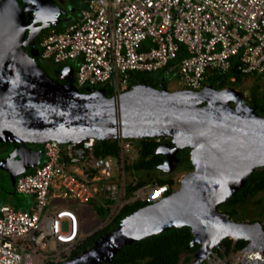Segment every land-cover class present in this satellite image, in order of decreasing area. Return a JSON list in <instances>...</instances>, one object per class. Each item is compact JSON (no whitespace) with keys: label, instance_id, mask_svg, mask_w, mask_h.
<instances>
[{"label":"built area","instance_id":"2783aa9c","mask_svg":"<svg viewBox=\"0 0 264 264\" xmlns=\"http://www.w3.org/2000/svg\"><path fill=\"white\" fill-rule=\"evenodd\" d=\"M82 2L71 23L50 27L39 40L40 59L78 61L79 89L109 83L107 95L118 96L130 88L132 72L164 68L193 91L232 66L242 75H264V0ZM144 139L173 145L170 136ZM96 141L43 143V161L15 181L17 193L32 197L29 209L0 203V264H60L125 205L152 204L178 189L173 183L137 186V172L129 168L140 150L133 139H115V153L106 155L95 152Z\"/></svg>","mask_w":264,"mask_h":264},{"label":"water","instance_id":"95a60500","mask_svg":"<svg viewBox=\"0 0 264 264\" xmlns=\"http://www.w3.org/2000/svg\"><path fill=\"white\" fill-rule=\"evenodd\" d=\"M32 27L18 0H0V143L42 148L47 140L64 143L85 137L102 141L170 136L173 145L157 147L164 156L159 168L172 170L178 162L176 152L186 148L192 165L178 189L127 214L92 246L60 264L110 262L122 247L182 226L198 233L191 243L202 241L197 255L203 258L216 239L233 235L254 242L248 261L264 264L261 225L231 221L216 210L245 185L257 167L264 166V115L233 87L216 89L211 84L198 91L169 92L139 83L118 96H108L102 87L83 92L53 79L37 63L39 51ZM38 153L30 150L27 160H20L24 162L22 173L26 165L39 164ZM257 240L262 246L256 245Z\"/></svg>","mask_w":264,"mask_h":264},{"label":"rangeland","instance_id":"374dc122","mask_svg":"<svg viewBox=\"0 0 264 264\" xmlns=\"http://www.w3.org/2000/svg\"><path fill=\"white\" fill-rule=\"evenodd\" d=\"M57 0H32L31 3H25L22 1V7L26 10L28 19L30 20V24L33 26L32 28L35 31L36 41L41 39V36L44 32L50 27H56L57 29H62L66 25L72 22V16H76L79 12V9L84 7V3L82 0H64V6H60L56 2ZM47 3L50 6H47ZM50 15H54V17H50ZM150 44L149 40H145L143 42V46H148ZM37 51L39 48L35 47ZM25 51L29 52V47H25ZM40 60V66L42 69L53 79L66 82L70 85H75L74 82V74L78 68L77 60H68L63 64H55L49 60ZM174 61L172 62V64ZM68 67V70L65 72L63 69ZM153 79L154 85L159 88L163 87L169 92H175L182 87L178 84L177 75L175 70L170 68H164L160 70L158 73L150 74ZM223 88L233 87L238 90L244 97L245 102L252 106V101L258 102L259 107H263L262 111H258L259 115H264V75H244L240 81H231L227 77ZM212 85V84H211ZM213 87H217V84H213ZM106 90L109 93V83L99 86ZM133 142H138L137 139H133ZM170 147V144H167ZM42 148L36 144L29 143H16V144H4L0 145V165L5 161V167L0 166V203H7L14 207L15 209H24L28 208L29 204L32 203V197L28 195L19 194L15 191V181L19 175L22 174V169L24 168V162L21 163L20 160H24L28 158L29 151L34 150L35 152H39ZM190 157V154H189ZM38 160H43V149L41 154L38 153ZM190 160V158H189ZM21 165V166H20ZM23 165V166H22ZM31 170L29 165L25 166V172ZM192 171V169H186L180 163H176V166L172 168L170 171H164L160 168L150 171L149 174L144 172H137L138 179L146 180L145 183L156 182L157 177L162 178H170L172 183L176 186H180V179ZM29 202V204H28ZM237 219H259L262 220V214L264 212V190L259 191L258 193L249 197V199L241 205H237ZM100 216H104V211H100ZM245 222V223H246ZM91 225L93 222L90 223ZM90 225V226H91ZM117 226L116 222L110 224L108 229H114ZM64 228H66V224H64ZM264 231V229L262 228ZM195 236L197 234H193ZM198 243L202 244L201 240H198ZM219 243L220 251L226 253V258L221 259L219 261L220 264H235V258L240 254L243 248L234 246L231 247L230 250L226 248V242L222 243L221 240L217 241L216 244ZM234 242H230L233 245ZM223 244V245H222ZM226 251V252H225ZM198 252V251H197ZM197 252H184L180 256L179 262L177 264H213V258L216 255V251L212 249V252L208 253V256L203 258V261H200V258L196 256ZM67 257V256H66ZM188 258V260H187ZM70 258L63 259L59 261L60 263L69 260ZM241 261V259H240ZM197 262V263H196ZM251 264V262H249ZM242 264H245L242 263ZM253 264V263H252Z\"/></svg>","mask_w":264,"mask_h":264},{"label":"trees","instance_id":"16d2710c","mask_svg":"<svg viewBox=\"0 0 264 264\" xmlns=\"http://www.w3.org/2000/svg\"><path fill=\"white\" fill-rule=\"evenodd\" d=\"M39 40L36 41L35 47L37 46L40 50ZM38 58L40 57H36V61L40 65V60ZM150 74L151 73L146 72H132L130 74V86L139 83L154 85L153 79L151 78ZM231 76H235V80L240 81L244 75L238 73L236 68L232 66L229 71L224 75L209 76L208 81L212 85L216 83L217 87L215 88L220 89L224 87L225 83H227V77L230 78ZM89 88L90 87L85 86L80 88V90L85 92ZM254 104L255 105H252V107H255L256 112L258 111L256 110L258 108L260 111H262L263 107L260 108L258 102L254 100ZM4 144L8 145L16 143H0V145ZM137 144L140 146L139 157L132 164V166H129V168L133 167L136 172H144L146 174H149L150 171L158 169L159 165L162 164L164 160V156L161 153L157 152V147L159 145L151 139L138 140ZM95 152L101 155L115 153V141L97 140L95 145ZM176 157L178 158L177 163H180L186 169H192L187 148L179 149L176 152ZM145 182L146 180L140 179L138 181L137 186H141ZM156 182L159 184H172V180L170 178L157 177ZM131 189L132 188L129 187V191ZM262 190H264V166L255 169L247 178L245 185L238 191H236L231 197H229L226 203L231 204L234 208V212L236 213L237 204H244L249 199V197ZM144 205L145 203L142 202H136L131 205H125L113 222H116V224L118 225L124 216L129 213H132L133 211ZM234 212L230 211L229 214L233 216ZM108 227L98 232H95L83 239L79 246L74 251H72L69 258L77 256L83 250L92 246L99 236L111 230L108 229ZM193 238L194 235L189 226L172 227L161 233L148 236L141 240L135 241L130 245L122 247L118 252H116L112 256L110 260L111 262L103 264H133L136 261L144 258L147 259L146 264H176L182 252H194L199 248L200 244L198 242L191 243ZM227 243L229 245L230 241H227ZM46 264L58 263L48 262Z\"/></svg>","mask_w":264,"mask_h":264},{"label":"flooded vegetation","instance_id":"af4514ba","mask_svg":"<svg viewBox=\"0 0 264 264\" xmlns=\"http://www.w3.org/2000/svg\"><path fill=\"white\" fill-rule=\"evenodd\" d=\"M19 1V3H20V5L22 6V0H18ZM251 105H255L254 104V101H252V103H251ZM258 107V106H257ZM261 108V107H260ZM256 110H258L259 112H260V110H259V108L258 109H256ZM257 111V112H258ZM258 112V113H259ZM188 152H189V149H188ZM261 167V166H260ZM257 168H259V167H257ZM256 168V169H257ZM258 193V192H257ZM227 202V200L226 201H224V202H221V203H219L217 206H216V210L219 212V213H221V214H224L228 219H230L231 221H235V222H238V223H242V224H247V225H250V224H253V223H259L260 225H261V227L264 229V212H263V214H262V220H259V219H248L247 220V222H246V219H241V218H239V219H237L238 217H237V215H238V211L235 213L234 212V208L232 207V205L231 204H227L226 203ZM237 205H241V204H237ZM230 211H233L234 213V215L232 216L231 214H229L230 213ZM246 222V223H245ZM219 240H221L222 241V243H224V242H226V248H227V250H230L231 249V247L233 248L234 246H236L237 248H238V246L240 247V248H243V250L241 251V252H245L246 251V249L249 247V245H250V240L249 239H247V238H245V237H234V236H232V235H227V236H223L222 238H220V239H218V240H216L215 242H214V244L217 242V241H219ZM227 241H230V242H234L233 243V245L232 244H230L229 243V245H228V243H227ZM200 244V243H199ZM214 244H212V246H211V248H210V250H209V252L208 253H210V252H212V249L213 250H215L216 251V255H215V257L213 258V261H214V263L213 264H220L219 263V261L221 260V259H224V258H226V253H219V251H220V246H219V243L218 244H216V246L215 247H213L214 246ZM223 245V244H222ZM202 247V244H200V246H199V248L196 250V251H194V252H199V250H200V248ZM197 252V253H198ZM226 252V251H225ZM240 252V253H241ZM182 253H184V252H182ZM182 253L180 254V256L182 255ZM197 253H196V256L198 257V258H201L200 259V261L202 260L203 261V255L201 256H199V255H197ZM180 259V258H179ZM179 259H178V261H177V263L179 262ZM146 261H147V259L146 258H144V259H141V260H138V261H136L135 263H133V264H146ZM111 262V261H110ZM106 263H109V262H106ZM176 263V264H177ZM197 263V262H196ZM103 264V263H102ZM222 264H225V263H222Z\"/></svg>","mask_w":264,"mask_h":264},{"label":"bare ground","instance_id":"6f19581e","mask_svg":"<svg viewBox=\"0 0 264 264\" xmlns=\"http://www.w3.org/2000/svg\"><path fill=\"white\" fill-rule=\"evenodd\" d=\"M254 235H255V237H257V233H256V231H254ZM233 236V235H232ZM258 238V237H257ZM219 239V238H218ZM218 239H216V240H218ZM259 239H260V236H259ZM257 244V246H262V244L259 242V240H257V242H256ZM255 245V243L254 242H251L250 243V245H249V247L247 248V250L245 251V252H241L236 258H235V264H242V263H244L245 262V264H250L249 262H251V264L252 263H254V260L252 259V260H249L248 261V254L251 252V250L252 249H255V247H253ZM208 253H206V256H208L207 255ZM201 259V258H200ZM240 259H241V261H240Z\"/></svg>","mask_w":264,"mask_h":264},{"label":"crops","instance_id":"0c3cea01","mask_svg":"<svg viewBox=\"0 0 264 264\" xmlns=\"http://www.w3.org/2000/svg\"><path fill=\"white\" fill-rule=\"evenodd\" d=\"M56 2H57V4H59L60 6H64V0H57ZM75 18H76V16H72V15H71V19L74 20ZM73 20H72V21H73ZM43 158H44V157H43ZM41 161H43V160H41ZM41 161H39V163H40ZM33 167H34V166H33ZM33 167H32V168H33ZM28 204H29V202H28ZM30 206H31V204H29V207H30ZM29 207H28V208H24V209L27 210V209H29Z\"/></svg>","mask_w":264,"mask_h":264}]
</instances>
